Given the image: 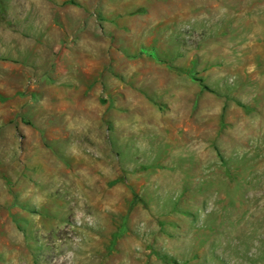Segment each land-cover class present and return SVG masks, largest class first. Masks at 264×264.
Listing matches in <instances>:
<instances>
[{"label": "rangeland", "instance_id": "obj_1", "mask_svg": "<svg viewBox=\"0 0 264 264\" xmlns=\"http://www.w3.org/2000/svg\"><path fill=\"white\" fill-rule=\"evenodd\" d=\"M0 1V264H264V0Z\"/></svg>", "mask_w": 264, "mask_h": 264}, {"label": "trees", "instance_id": "obj_2", "mask_svg": "<svg viewBox=\"0 0 264 264\" xmlns=\"http://www.w3.org/2000/svg\"><path fill=\"white\" fill-rule=\"evenodd\" d=\"M3 12V5H2V2L0 1V13Z\"/></svg>", "mask_w": 264, "mask_h": 264}]
</instances>
